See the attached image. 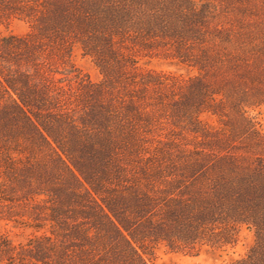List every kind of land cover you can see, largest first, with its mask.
<instances>
[{"label": "trees", "instance_id": "trees-1", "mask_svg": "<svg viewBox=\"0 0 264 264\" xmlns=\"http://www.w3.org/2000/svg\"><path fill=\"white\" fill-rule=\"evenodd\" d=\"M11 19L29 32H0V223L31 235L0 232V264H149L160 248L223 252L243 229L228 264H264V135L243 108L264 71L244 28L194 0H0ZM156 56L196 74L139 65Z\"/></svg>", "mask_w": 264, "mask_h": 264}, {"label": "rangeland", "instance_id": "rangeland-1", "mask_svg": "<svg viewBox=\"0 0 264 264\" xmlns=\"http://www.w3.org/2000/svg\"><path fill=\"white\" fill-rule=\"evenodd\" d=\"M197 6L207 2L212 7V13L218 20L219 24H223L226 28H230L236 32L235 28H244L245 42L256 45L254 48L248 49L247 58L250 63L248 66L253 72L258 73L261 69L264 71V0H194ZM0 32L3 35L23 36L29 32V25L22 20L11 19L0 25ZM148 59L143 57L139 60V65L147 71L160 72L167 76L191 78L195 76L196 71L171 59H164L159 56ZM257 59H260L261 63ZM71 64L74 66L77 74L82 76V80L87 78L93 82L100 80L98 70L94 67L92 61L83 55L80 50L74 47L71 51ZM64 70L63 67H59ZM66 69V68H65ZM66 70H71L67 68ZM264 75V73H261ZM60 78V75H57ZM72 80V79H71ZM73 87L67 93L72 97H76L77 91L74 80ZM262 82V81H261ZM248 86V98L245 99L244 111L249 128L264 135V81L262 85ZM252 87V89H250ZM235 120L234 116L231 118ZM202 120L209 127L218 128L216 118L210 115H203ZM163 128L168 129L167 125ZM168 131H163L166 134ZM0 232L6 233L15 243H21L31 235V232L25 229H15L10 225L0 223ZM252 242V237L246 230L239 233L238 242L232 248H227L223 252H214L204 250L197 255L192 256L181 252H170L164 248H160L156 252V256L149 264H228L232 260H237L245 254V251Z\"/></svg>", "mask_w": 264, "mask_h": 264}]
</instances>
